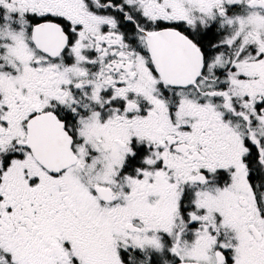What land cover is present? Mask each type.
Instances as JSON below:
<instances>
[{
    "label": "snow or ice",
    "instance_id": "6c2138e0",
    "mask_svg": "<svg viewBox=\"0 0 264 264\" xmlns=\"http://www.w3.org/2000/svg\"><path fill=\"white\" fill-rule=\"evenodd\" d=\"M0 264H264V0H0Z\"/></svg>",
    "mask_w": 264,
    "mask_h": 264
}]
</instances>
